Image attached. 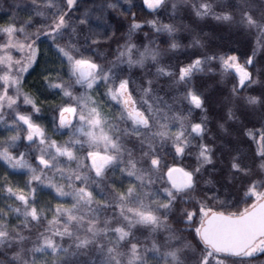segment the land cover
<instances>
[{
  "label": "snow or ice",
  "instance_id": "snow-or-ice-1",
  "mask_svg": "<svg viewBox=\"0 0 264 264\" xmlns=\"http://www.w3.org/2000/svg\"><path fill=\"white\" fill-rule=\"evenodd\" d=\"M168 2L143 0V5L151 14ZM178 5L198 19L211 17L254 30L258 46L264 47V12L257 16L249 0L232 5L234 11L218 12L216 0H171L173 12ZM76 6L77 0H32L31 15L42 18L35 32L28 31L34 27L31 19L0 25V125L26 132V140L37 145L39 153L33 165L25 153L12 151L21 139L19 134L0 139V161L11 169H27L30 176L23 187L0 178V201L13 202L0 203V255L7 264H39L44 257L55 258L44 264H69L60 259L69 254L88 257L79 264H149L150 260L156 264H253L264 255V124L246 127L241 133L256 146L251 164L241 158L238 148L228 161L230 181L242 178L239 202L248 205L229 211V202L221 199L213 180L205 181L212 187L202 196L195 195L205 166H214L217 151L207 143L193 145L204 140L207 118L194 122L191 117L194 110L206 111L205 98L192 86V77L213 61L218 62L222 78L235 77L233 96L254 85L264 88V82L248 70L255 51L243 64L236 55L213 53L177 70L162 63L165 53L158 48L146 45L140 50L130 42L131 34L142 27L133 22L129 42L117 49L116 60L106 67L73 40L77 24L87 23V14L72 21ZM148 24L157 33L169 34V51L181 47L175 38L176 26L158 25L155 20ZM66 33L67 41L57 44ZM41 36L56 44L66 68L67 79L49 81L50 88L67 98L56 109L58 128L69 129V139L63 143L34 122L33 114L40 108L22 91ZM193 44L203 46L199 40ZM120 64L145 70L139 84L131 75L123 77L122 70H114ZM243 99L248 106L264 107V91ZM21 104L31 106V112L22 114ZM105 106L114 111L105 113ZM235 118L229 109L228 119ZM219 127L231 135L224 124ZM193 148L194 167L184 164ZM117 172L119 186L114 178ZM42 185L55 191L53 198L60 201L55 207L41 206L37 200ZM64 198H70V207L63 206L68 202ZM171 221L185 227L174 228ZM185 231L192 240L182 235Z\"/></svg>",
  "mask_w": 264,
  "mask_h": 264
},
{
  "label": "trees",
  "instance_id": "trees-1",
  "mask_svg": "<svg viewBox=\"0 0 264 264\" xmlns=\"http://www.w3.org/2000/svg\"><path fill=\"white\" fill-rule=\"evenodd\" d=\"M216 2L219 5L217 7L218 12L222 10L234 11L231 6L239 4L240 0H216ZM249 2L252 10L257 16H259L261 12H264V0H249ZM31 4L32 0H0V25H7L13 19L18 23L31 19L34 27L29 28L28 31L35 32L40 26L42 18L31 15ZM109 5L113 6L110 7ZM150 11L151 10L143 5V0H77V6L71 13L72 21L76 22L78 19H83L85 18V14H87V23L77 24V34L73 37V40L78 45L87 47L88 51L85 54L88 56L92 55L89 53L91 47H96L97 58H95V60L107 61V55L111 51L112 42H119L122 35L127 32L130 22H139L142 24V27L131 34L130 42H133L137 48L141 49L144 47L146 41L149 44H153L155 41L157 43L155 48L165 53L162 58V63L165 65L172 66L178 70L179 67L194 59L202 58L204 55H211L213 53L236 55L240 63L243 64L248 57L253 56V51H255L256 54L253 57V65L249 66L248 70L253 73L254 78L258 76L259 79L264 82V47L258 46L257 35L254 30L249 32L248 30L237 28L235 25H230L226 22H218L211 17L198 19L191 14L190 10L181 5H178L177 10L173 12L171 0H169L166 7H162L157 12L149 14ZM152 20L157 21V24H171L176 26L178 31L175 33V38L176 42L179 43L181 47L175 51L168 50L169 44L172 42L168 33L156 34L155 36L148 34L149 32H147V30H150V28H147L149 27L148 21ZM67 39L68 34L66 33L64 39L58 40L56 43L63 45ZM194 40H199L200 44L203 46L194 45ZM92 41H96V43ZM36 49V61L29 69L28 73L24 75L22 91L30 95L40 108L38 114H33L34 122L44 129L47 136L56 140L57 143H63L69 139V136H66V133H59V131H57L55 117L57 106L62 105L67 98L62 97V94H58V89L50 88L49 81L55 83L58 77L67 79L66 68H64L61 63V57L57 52L56 44H53L49 38L41 36L36 42ZM136 77L137 76L132 77L133 80H135ZM205 83H208V85H205ZM233 83L234 77L232 75L222 78L220 71L196 73L192 77V86L203 94L205 101L206 96L209 94V91L205 90H210V87L215 86L216 88L218 87L217 90H219V92L232 94ZM261 91H264L261 85H254L252 88L240 91L237 96L233 97L234 100L240 102L244 97L249 95L259 96ZM161 95H163V93H161ZM255 108L259 109L254 111L253 109ZM255 108L252 106V113L246 125L244 123L245 128L253 126L260 127L261 124H264V107L257 105ZM20 111L30 113L31 106L21 104ZM113 111L114 109L111 108V113ZM195 112L196 110H194L191 119L194 122H199L200 120L195 118ZM6 120L11 124L10 117L6 116ZM17 134L20 135L21 139L17 142V148L12 150L13 153H25V159L34 165L36 163L35 157L39 153L37 152V145L30 144V142L26 140L27 133L9 131L6 127L0 125V139H7ZM206 137L207 136H205L203 141H193V145L199 142L212 145L209 142V138ZM238 140L241 141L237 145L241 158L246 163L251 164V157L255 151L253 143L248 140L247 137H242V139ZM241 147H245L244 150ZM192 153H195V148L192 149ZM193 154L190 155V157L193 156ZM206 166L209 168V165ZM0 178H7L10 184L23 187L30 176L27 169H11L5 162L0 161ZM114 178L117 182V186H119L121 181L120 173L117 172ZM238 178L240 177L236 179ZM254 178L258 179L260 177L256 176ZM241 179L242 178H240V180ZM205 181H208L207 176H204L202 181L204 184V192L209 188L206 186L207 184ZM127 187L128 184L125 180L123 188L126 189ZM41 188L36 192V198L40 201L41 206L50 204L52 207H55L60 203L59 200L53 198L55 192L51 193ZM241 190L242 185L240 183L239 188H236L234 192L232 189L227 188H224L222 194L219 192L221 199L229 202V211L239 210V205L241 204L239 201H241L242 198L241 194H239ZM64 199L68 202L64 203L63 206L70 207V198ZM0 203L8 204L13 202L0 201ZM232 205L235 206L233 207ZM13 206H15V204ZM18 222L19 221H13V223ZM171 223L175 226L180 225L176 224L174 221H171ZM65 246H67V244ZM71 251L70 249V253ZM54 259V257H44L39 264H44L45 260L52 261ZM60 259L71 261L76 259V257L69 254L67 257H60ZM153 264H155V261Z\"/></svg>",
  "mask_w": 264,
  "mask_h": 264
},
{
  "label": "rangeland",
  "instance_id": "rangeland-1",
  "mask_svg": "<svg viewBox=\"0 0 264 264\" xmlns=\"http://www.w3.org/2000/svg\"><path fill=\"white\" fill-rule=\"evenodd\" d=\"M132 23L133 22L129 23L127 32H125V34L122 35V37L119 39V42H116V41L112 42L114 45L113 44H112L113 46L111 45V51L107 55V61L96 60L97 63L103 64L107 67V66H110V62L116 60L117 49L120 48L125 43L129 42V29H130V26ZM135 23H139V22H135ZM139 24H141V23H139ZM158 25H163V24H158ZM148 26L149 27H147V28H150V30L148 29L147 32H149L148 34H151L152 36H155L156 34H166V33H157L154 31V29L149 24H148ZM131 43L134 44L133 42H131ZM156 44L157 43L155 41L153 42V44H149L146 41L144 46L147 45V46H150L152 48H155ZM143 48H141L140 50H143ZM89 53L92 54L90 56L94 60H95V58H97L96 47H91V51ZM15 55H19V54L16 53ZM230 55H233V54H230ZM191 62H189V63H191ZM189 63H187L183 66H186ZM213 65L217 68H215ZM183 66H181V67H183ZM114 70L117 72H121V70H122V76L123 77H127L129 75H131V77L137 76L135 79L137 84H139L140 78L142 76H144V72H145V70H142V69H139L136 67H133L131 70H129L127 64H120ZM151 70L153 72L155 71L154 68ZM206 71H214V72L220 71V73H221L218 62L215 61V62H211L210 64L205 65L204 70L202 72H195L194 74L205 73ZM163 83L164 82L162 80L161 84H163ZM235 83H236V80L234 77L233 85ZM205 85H208V83H205ZM206 89H208V88H206ZM217 89H218V87L216 88L214 86V87H210V90H205V91H209V94L206 96V101H205L206 111L201 112L200 110L197 109L195 112L196 113L195 118L197 120H200L202 117L206 116V118H207L206 119L207 133L205 136H207L209 138V142L212 144L211 146H213V148L217 151V155L214 158V166L209 165V168L207 166H205L206 170H204L202 173V177H201L200 183L198 185V192L195 194L197 197L202 196L204 193V191H203L204 190V187H203L204 184L202 182L204 176H207L208 180H213L214 182H216L215 183V189H219V192L221 194H222L224 188L225 189L226 188L232 189V191L234 192L236 190V188H239V185L241 183L240 178H238L234 181H230V178L228 176V167H226V165L228 164V161L230 160L231 155L235 154L234 149H237V148L239 149V147H237V145L241 141L238 139H242V137H244L241 133H242L243 129L245 128L244 123L246 125L248 118L252 113V106L246 105L244 103V99L241 100L240 102H237V100H234V97L232 94L222 93V92H219V90H217ZM80 91H83V90L81 89ZM103 91H104V89L101 88L100 92L102 93ZM9 94H12V90H10ZM95 98L99 99V96H97ZM254 108H255V106H254ZM229 109H231L235 113L236 118L234 120L228 119ZM258 109L259 108H257V109L255 108L253 110L256 111ZM104 111H105V113L110 114L111 108L105 106ZM22 114H28V113L22 112ZM58 115L59 114L57 112L56 117H55V124H56L57 131H59V133L60 132L66 133L67 134L66 136H69V129L58 128ZM220 124H224L225 127L229 129V132L231 133V135H227L224 132H222L220 127H219ZM229 141L231 143L227 144V147H225V144ZM254 147H256V146L254 145ZM241 148H243V150H244L245 147H241ZM221 152H223V155H221ZM184 164L185 165H191L194 167L196 165L195 155L193 154V156H191V157L189 155L185 159ZM221 166H222V168H221ZM221 185H223V187H221ZM206 186H208L209 188L212 187L211 185H206ZM244 187H246V184L244 185ZM41 189H45L51 193L55 192L53 189L47 188L45 186H42ZM239 194H241V196H243V191L241 190V192ZM251 202L252 201L249 200L248 204H250ZM246 206H248V205L241 202V204L239 205V210H242ZM173 227L177 228V229H183L185 226L183 224H180L179 226L173 225ZM182 235L188 240H192V238H193L192 235H190L187 231L183 232ZM9 255H10V253H9ZM75 257H76V259H73L71 261L69 260V264H79L80 261H83L84 259L88 258V257H84V256H75ZM89 257L91 259H96V257L94 255H92L91 253L89 254ZM0 260H4L5 264H7V260H6L5 256L0 255ZM153 263H154V260L149 261V264H153ZM155 264H156V262H155ZM253 264H264V255H260L256 260L253 261Z\"/></svg>",
  "mask_w": 264,
  "mask_h": 264
}]
</instances>
